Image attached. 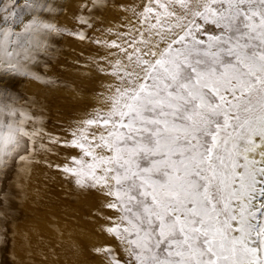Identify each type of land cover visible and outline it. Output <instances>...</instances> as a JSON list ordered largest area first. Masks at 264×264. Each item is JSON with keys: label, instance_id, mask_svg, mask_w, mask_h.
<instances>
[{"label": "snow or ice", "instance_id": "1", "mask_svg": "<svg viewBox=\"0 0 264 264\" xmlns=\"http://www.w3.org/2000/svg\"><path fill=\"white\" fill-rule=\"evenodd\" d=\"M176 3L180 16L161 5L176 17L156 33L166 46L137 55L139 71L124 68L109 111L84 121L103 130L81 129L67 142L90 159L73 157L77 167L63 170L116 198L107 207L126 223L108 231L127 244L124 264H264V151L255 155L264 148V0ZM46 9L43 0L0 7L5 23L23 25L0 29L4 43L54 31L40 18ZM18 113L14 94L0 88V116ZM22 124L0 122V168L28 135ZM97 251L121 264L114 250Z\"/></svg>", "mask_w": 264, "mask_h": 264}, {"label": "rangeland", "instance_id": "2", "mask_svg": "<svg viewBox=\"0 0 264 264\" xmlns=\"http://www.w3.org/2000/svg\"><path fill=\"white\" fill-rule=\"evenodd\" d=\"M12 2L0 0V7ZM43 2L50 10H42L40 18L54 31L24 34L19 41L13 35L8 43L0 33V88L10 89L24 113L0 116V122L15 126L23 120L28 133L0 168V264H112L110 254L97 249L114 250L124 264L127 244L108 231L126 223L121 211L107 207L116 198L105 187L90 186V179L79 185L76 176L63 170L77 167L73 157L90 159L66 145L81 129L99 134L101 126L84 121L109 111L116 89L127 83L121 80L124 68L139 71L137 55L158 51L157 43L159 49L166 46L156 33L176 17L166 16L161 5L177 16L183 10L176 0ZM29 19L26 15L24 22ZM22 28L0 18V29L21 33ZM9 61L34 75H17Z\"/></svg>", "mask_w": 264, "mask_h": 264}, {"label": "bare ground", "instance_id": "3", "mask_svg": "<svg viewBox=\"0 0 264 264\" xmlns=\"http://www.w3.org/2000/svg\"><path fill=\"white\" fill-rule=\"evenodd\" d=\"M262 151H264V148L258 149L257 153L255 154L257 159H259V152Z\"/></svg>", "mask_w": 264, "mask_h": 264}]
</instances>
